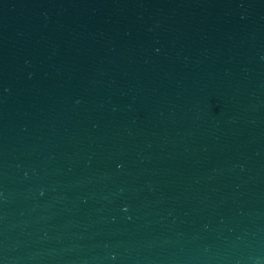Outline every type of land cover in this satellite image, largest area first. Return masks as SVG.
Segmentation results:
<instances>
[{"label":"water","instance_id":"95a60500","mask_svg":"<svg viewBox=\"0 0 264 264\" xmlns=\"http://www.w3.org/2000/svg\"><path fill=\"white\" fill-rule=\"evenodd\" d=\"M0 264H264V0H0Z\"/></svg>","mask_w":264,"mask_h":264}]
</instances>
